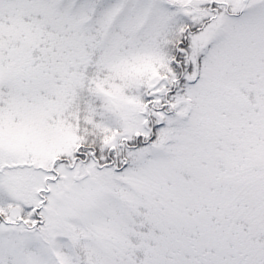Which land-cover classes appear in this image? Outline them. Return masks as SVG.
Masks as SVG:
<instances>
[{"label": "snow or ice", "instance_id": "obj_1", "mask_svg": "<svg viewBox=\"0 0 264 264\" xmlns=\"http://www.w3.org/2000/svg\"><path fill=\"white\" fill-rule=\"evenodd\" d=\"M0 264H264V0H0Z\"/></svg>", "mask_w": 264, "mask_h": 264}]
</instances>
